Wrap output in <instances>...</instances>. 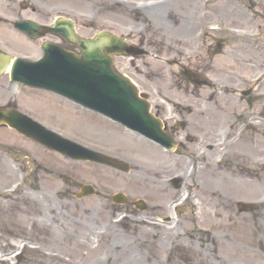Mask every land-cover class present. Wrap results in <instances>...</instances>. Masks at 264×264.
I'll use <instances>...</instances> for the list:
<instances>
[{
    "label": "rangeland",
    "instance_id": "rangeland-1",
    "mask_svg": "<svg viewBox=\"0 0 264 264\" xmlns=\"http://www.w3.org/2000/svg\"><path fill=\"white\" fill-rule=\"evenodd\" d=\"M209 3L204 2V13L203 0H193L189 12H183L185 22L180 26L160 13L161 4L174 6L173 0H0V48L11 55L35 57L40 53L42 40L27 41L14 32L5 23L14 17L48 22L63 15L75 21L80 35L91 36L107 30L135 45L134 54L117 55L114 64L147 95L152 112L177 142L174 149L167 150L137 133L150 141L146 143L160 149L161 156L151 158L127 130L116 129L93 115L78 113L43 90L11 83L6 73L0 75V104L16 100L21 110L48 127L128 164V170L121 171L95 162L66 159L14 129L0 126V199L13 204L15 213L23 207V213H35L52 228L81 236L87 234L93 245L101 240L88 254L86 264H91L94 258L104 264L108 255L119 263L140 264L132 255L145 256L154 245L149 240L152 234L144 240L137 232L148 226L158 231L161 225L167 228L175 225L172 229L177 235L173 237L177 240L166 245L164 252L159 250L160 257L154 264H264V0H209ZM69 47L77 50L76 46ZM180 64L201 74L202 80H188ZM246 89L250 92L243 94ZM219 92L234 99L235 103H228L220 98V104L229 106L224 112L240 124L242 135H251L252 122L261 118L263 161L245 166L253 161L237 156L220 160V166L228 163L232 178L237 181L231 188L232 197L216 216L222 221L217 223L215 217L206 226L216 235L208 240L206 233L192 222L196 223L194 215L198 210L195 201L201 203L199 194L193 191V183L200 176L195 174L184 182L182 172L190 170L199 150L209 159L218 152L220 145L208 138L207 130L201 127L192 130L193 123L204 119L193 116L192 111L204 102L212 108V98H217ZM167 94L179 102L165 101ZM192 133L201 141L194 142ZM252 145L253 142L248 151L253 152ZM137 164L156 165L159 170L156 177L162 179L164 191L170 194L164 202L160 200L162 204L151 192L144 191L143 182L136 181ZM82 182L93 184L95 193L78 197L75 193ZM241 187L243 191H237ZM115 192H122L126 202L112 201ZM183 192L189 197L178 200ZM138 200L143 201V207L137 206ZM237 201L254 203L255 208L240 211ZM226 213L230 219L220 218ZM151 219L158 222L152 224ZM242 225L248 231L243 241L234 236L236 228L242 229ZM22 231L12 219H0V264H37L39 257L47 253L46 248L41 251L34 248L48 244L47 240L40 234L26 235ZM12 241H16L15 245L1 249ZM187 241L204 249L211 261L209 257L206 261L198 258L187 247ZM142 262L146 264V260Z\"/></svg>",
    "mask_w": 264,
    "mask_h": 264
},
{
    "label": "bare ground",
    "instance_id": "bare-ground-1",
    "mask_svg": "<svg viewBox=\"0 0 264 264\" xmlns=\"http://www.w3.org/2000/svg\"><path fill=\"white\" fill-rule=\"evenodd\" d=\"M173 1L175 2L174 6L165 5L163 7V4H161L160 13L162 14V16L164 15V17L168 16L172 18L177 25L179 24L180 26H183L185 22V15L183 14V12H189V10L191 9V5H194L193 0H186L184 3H179L178 0ZM210 1L214 2V0ZM204 2L209 3V0H203L202 11L205 13L206 10ZM229 96L230 94L219 92L217 98L211 97L213 102L212 108L205 105L206 102H204L200 103L197 108L192 111L193 116L197 115L204 118L201 122L193 123L192 130L197 131L198 127L204 128L208 131V138L215 139L220 147L218 148L217 154L211 159L205 158L201 154L202 151L199 150V152L194 155V160L192 161L190 170L188 171L187 169H184V171L182 172L184 175V182H188L193 179V176L195 174H198L200 176L199 180L193 183V191L194 193L199 194L201 203L199 204L197 201H195L197 204V209L199 211L197 210V215H194L196 223L194 221L192 222L195 224L194 227L206 233L208 240L214 239L216 235L214 234V231L210 230L206 226L212 224L215 217L219 216L220 207H225L229 202V199L232 197L231 188L234 185V181H237L236 178H232V170L227 165L228 163H224V166H220V160L227 157L237 156L240 159L246 158L250 161H253L249 164H245V166H248L251 163L260 164L263 161V157L260 156V142H262L263 139V132L260 126L261 118L259 117L258 120L252 122L254 130L251 135H242L240 124L238 122L234 123L232 119L229 118V114L224 112V110L229 109V106L220 104L221 100L235 103L234 99H231ZM166 97L167 98L165 99V101L167 102H179L169 94H167ZM191 138H194V142L201 141L199 136H197L195 133H192ZM111 142L114 141L111 140ZM250 142H253V152L248 151V147H250L251 144ZM137 144H140L141 147L145 148L146 151H148L149 155L147 156H150L151 158H153L155 155L161 156V152L157 147L149 146L142 142H139ZM155 167L156 165L146 166L145 164H137L135 179L136 181L139 180L138 182H143L144 191L147 193L151 192V195L153 197L159 199L157 200L158 204H162L160 203V200L164 202L170 197V194L168 195V192L164 191L163 188L165 187L163 186L165 185L162 183V179L156 177L159 170ZM219 180L221 181L220 183ZM237 191H243V187H241ZM188 197L189 194L187 192H183L178 197V200H180L181 198L187 199ZM163 206L165 208L167 207L166 202L163 203ZM13 207V204H11L9 201L0 199V209L3 210H0V219H12L13 224L21 226L23 230L22 233H25L26 235L40 234L39 236H41L43 240H47L48 242V244H43L40 242L41 245L34 247L35 250L39 251L45 248L48 249L47 253H43L41 255L42 257H39V261H37V264H86L85 260L87 259L90 251H92L93 247L95 248L99 245V243H102L101 240H98L97 243L93 245V243H91L90 241L89 235L87 234L85 236H81L77 234L67 233L57 228H52L47 223L40 221L36 215L34 216L35 213H23V207L21 208V211L19 210L18 213H15L12 210ZM169 208L172 207L169 206ZM4 211H6L7 213L2 214L1 212ZM205 217H209L207 221H204ZM216 218L218 219L217 223L222 221L219 219V217ZM220 218L230 219V215H227L226 213L225 215L220 216ZM149 222H152V224L156 223V221H153L152 219ZM172 226L174 227L175 225H171V228H167V226L161 225L158 231L151 230L150 226H148L149 228H140V230L137 232L138 237H145L144 240H146L147 236H150V234H152V239L149 240L151 241L150 243H152L154 246L149 248V252L145 256H141V254L136 256L133 254V259L137 262H140V264H143L142 261L144 260H146V264H149L148 261L150 262V264H154L160 257L158 255L161 252H164V250H166V248L168 247L166 245L174 240H177L176 237H173L177 234L174 232V229H172ZM22 233L18 234L17 236L19 237ZM247 233L248 231L245 230L244 226L242 225V229H240L239 226L236 228L234 236L239 237V240L243 241L246 239L245 237L248 236ZM16 234L17 232L14 233V235ZM168 237H172V239L170 240L168 239ZM227 238H231V235H228ZM15 243L16 241L6 243L1 249H5L6 246L10 247V245H15ZM187 243V247H191L193 251L198 254V258H203V260L206 261V259L209 257V260L211 261L209 254L204 251V249L198 248L195 243H191L192 245H190V242L188 241ZM112 246H115V244H113ZM159 250L161 252H159ZM143 257L146 258L144 259ZM106 263L126 264V261H122L119 263L116 258H112L111 255H108L104 264ZM91 264L103 263L98 258H94V261L91 262Z\"/></svg>",
    "mask_w": 264,
    "mask_h": 264
},
{
    "label": "water",
    "instance_id": "water-1",
    "mask_svg": "<svg viewBox=\"0 0 264 264\" xmlns=\"http://www.w3.org/2000/svg\"><path fill=\"white\" fill-rule=\"evenodd\" d=\"M50 30L63 35L68 41L73 40L80 46L81 53L78 55L74 52L69 53L49 43L40 61L14 63L13 78L58 90L118 119L132 120L138 126H146L148 122L149 130L154 135L168 145H173L171 138L159 133L160 123L158 120L154 121V117L148 112V102L141 100L142 102L138 104L139 97L135 87L112 66V52L133 50L127 47L125 41L107 32H101L93 38H81L73 32L72 22L68 19H62L50 27ZM14 113L15 111L0 113V118L18 126L21 117ZM139 118L142 124L137 122ZM52 143L65 152L79 155L77 150L81 147L73 142ZM238 204L240 209L253 207L250 203L238 202Z\"/></svg>",
    "mask_w": 264,
    "mask_h": 264
}]
</instances>
